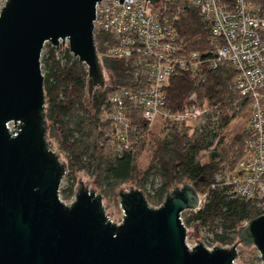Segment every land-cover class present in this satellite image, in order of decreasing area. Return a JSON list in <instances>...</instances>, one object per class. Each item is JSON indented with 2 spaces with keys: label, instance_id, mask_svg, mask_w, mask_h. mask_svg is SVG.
Masks as SVG:
<instances>
[{
  "label": "water",
  "instance_id": "95a60500",
  "mask_svg": "<svg viewBox=\"0 0 264 264\" xmlns=\"http://www.w3.org/2000/svg\"><path fill=\"white\" fill-rule=\"evenodd\" d=\"M101 1L6 0L0 10V264H236L240 245L256 247L264 264V213L231 246L188 244L182 213L202 202L188 182L158 207L138 188L121 190L120 223L81 176L73 201L62 200L67 164L47 138L41 57L45 44L68 43L89 93L105 86L94 36Z\"/></svg>",
  "mask_w": 264,
  "mask_h": 264
},
{
  "label": "trees",
  "instance_id": "16d2710c",
  "mask_svg": "<svg viewBox=\"0 0 264 264\" xmlns=\"http://www.w3.org/2000/svg\"><path fill=\"white\" fill-rule=\"evenodd\" d=\"M254 1L264 6V0ZM176 24L186 50L207 49L209 26L198 10L182 7ZM105 37L96 36L99 50ZM43 52L47 138L51 143L55 140L67 157L66 176L70 183L60 190L65 198L74 196L78 172L91 174L105 197L117 198L123 184L135 182L148 202L156 207L162 204L168 191L188 182L205 197L200 209L182 213L185 225L198 224L209 229L212 239L222 246L236 243L239 229L264 213L260 200L232 197L228 186L217 184L225 167L233 168L245 155L247 131L236 135L229 144L225 137L216 140L220 131L243 110L248 111L246 99H241L232 86L236 71L231 65L205 71L201 77L184 72L169 79L168 107L181 109L188 94L197 91L201 100L207 99L214 107L205 124L192 129L186 123H165L166 133L161 136L133 108L131 147L119 151L118 143L108 136L114 132L113 123L102 120L100 115L107 97L115 89L137 86L130 73V63L101 57V65L111 73V79L90 94L87 67L72 55L68 46L57 48L47 43ZM145 150L150 153V163L141 169L138 160Z\"/></svg>",
  "mask_w": 264,
  "mask_h": 264
},
{
  "label": "built area",
  "instance_id": "2783aa9c",
  "mask_svg": "<svg viewBox=\"0 0 264 264\" xmlns=\"http://www.w3.org/2000/svg\"><path fill=\"white\" fill-rule=\"evenodd\" d=\"M182 7L198 10L209 26L208 47L186 50L176 20ZM104 34L103 48L96 36ZM94 36L99 57L130 63L136 87H119L106 99L100 115L114 125L109 133L118 150L131 147L133 108L150 124L205 122L214 112L197 91L179 110L167 105V85L184 72L201 77L205 71L231 65L232 86L250 111L245 155L227 175L218 176L228 194L264 202V6L254 0H102L96 7ZM216 118V117H215ZM216 185H213L215 187ZM205 195H201V205ZM201 205L198 209H200ZM196 209V210H198ZM194 210V211H196ZM189 244V243H188Z\"/></svg>",
  "mask_w": 264,
  "mask_h": 264
},
{
  "label": "rangeland",
  "instance_id": "374dc122",
  "mask_svg": "<svg viewBox=\"0 0 264 264\" xmlns=\"http://www.w3.org/2000/svg\"><path fill=\"white\" fill-rule=\"evenodd\" d=\"M6 0H0V10L4 6ZM46 45V44H45ZM63 46H68V43L64 44ZM42 52V57H43ZM41 57V59H42ZM43 67V65H42ZM105 77H106V82L105 85L108 84V82L111 79V73L108 70H104ZM249 111V108H248ZM243 110L238 117H236L234 120L231 121V123L222 131H220L219 136L217 137L216 140H219L220 137H225L226 143L229 144V142L233 141L234 137L238 134L245 133L247 131V126H248V120H249V112ZM205 124L203 121L202 122H196V123H191L190 126L193 128ZM151 128L154 132L158 133L161 136H164L166 133V128L163 123H155L151 124ZM53 144V148L60 154L61 159L67 164V157L66 154L61 151L59 144L55 140H51ZM203 161L206 160V157L204 156ZM139 167L141 169H146L150 163V153L149 151L145 150L142 155L140 156L139 160ZM237 165V164H236ZM234 165V166H236ZM232 170V166H226L225 169L221 172L224 176L229 174ZM67 172L65 174V177L61 183V188L64 189L67 187L70 183L69 178L66 176ZM81 176V180H83L90 188L95 189L97 192L101 193L100 188L97 186L95 183V178L89 174L88 172H78L76 174V187L75 190L79 184V178ZM129 186L135 187L136 183L135 182H127L123 184L120 187V190H127ZM102 194V193H101ZM103 195V194H102ZM62 200H64L66 203H71L74 199V196L71 198H65L63 195H61ZM103 200H104V205L106 208V212L109 215V217L115 221L120 223L123 218V209L120 205L119 201V196L117 198L112 197V196H104L103 195ZM260 206L262 209H264V202L260 203ZM188 228V238L187 242L189 243L190 246L195 245L197 240H201L205 243V245L208 248H212L216 245H219L216 243L212 238H213V233L206 228H203L199 226L198 224H192ZM238 240V239H237ZM239 256L236 260V264H262V260L260 257V253L256 247H244L242 245L239 246Z\"/></svg>",
  "mask_w": 264,
  "mask_h": 264
}]
</instances>
